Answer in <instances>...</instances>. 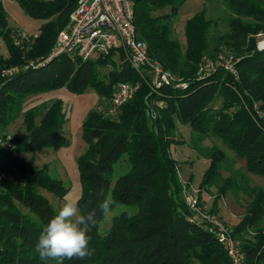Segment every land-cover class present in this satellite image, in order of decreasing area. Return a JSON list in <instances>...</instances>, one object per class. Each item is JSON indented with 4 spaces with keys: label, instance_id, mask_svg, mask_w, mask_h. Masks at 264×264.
<instances>
[{
    "label": "trees",
    "instance_id": "trees-1",
    "mask_svg": "<svg viewBox=\"0 0 264 264\" xmlns=\"http://www.w3.org/2000/svg\"><path fill=\"white\" fill-rule=\"evenodd\" d=\"M16 1L29 16L44 22L30 41L16 43L18 32L8 25L0 3V34L8 52L7 57L0 54V140L6 141L7 126L20 115L30 95L62 85L76 93L91 87L103 104L89 109L82 120L87 148L77 159L81 184L77 200L82 208L96 210L97 222L87 233L93 254L63 264H191L193 259L199 264H230L209 224L190 220L177 162L169 151L174 118L190 125L198 136L192 146L209 159L199 192L215 187L216 200L227 190L243 191L247 204L231 235L240 241L242 264H264V190L250 184L245 174L264 175V49L255 43L256 34L264 33V0H223L234 16L228 20V31L212 41L213 21L205 18L203 10L195 13L185 21L184 48L172 32L173 18L184 0H131L137 36L148 54L186 83L154 89L146 70L132 68L121 50L86 60L60 55L38 64L67 25L76 0ZM230 56L236 61V75L220 64ZM204 59L215 68L201 74ZM10 67L18 69L5 75ZM118 82L139 86L110 116L107 109ZM150 104L155 118L147 113ZM64 121L60 100L40 102L24 109L25 132L12 141L13 147L0 145V168L18 179L0 182V264L51 261L39 257L36 244L55 211L37 188L59 198L67 188L46 170L30 166L19 153L67 144L60 131ZM209 136L218 138L236 160L243 159L245 169L234 168L236 160H229L222 147L202 146ZM123 154L129 169L112 182L113 167ZM105 197L112 204L136 205L137 211L113 216L110 230L100 234L97 227L104 215L99 205Z\"/></svg>",
    "mask_w": 264,
    "mask_h": 264
},
{
    "label": "rangeland",
    "instance_id": "rangeland-1",
    "mask_svg": "<svg viewBox=\"0 0 264 264\" xmlns=\"http://www.w3.org/2000/svg\"><path fill=\"white\" fill-rule=\"evenodd\" d=\"M0 3L2 4L3 13L8 25L12 30L18 32L19 37L16 38L15 35V42L21 43L22 41H30L38 33V29L44 20L29 16L16 0H0ZM202 10L204 11L205 18L213 21V24L209 28L210 41L214 40L219 33L228 31V20L230 17L234 16V13L227 8L223 0H184L173 18L172 25L173 35L178 38L183 48L186 44L184 35L185 21ZM163 11L167 12L168 7ZM255 43L258 49H264V33L259 32L256 34ZM0 54H2L3 57L8 56L1 34ZM232 54L231 52L230 55ZM230 57L232 58V56ZM231 58L225 60L234 64L236 61ZM56 99L61 101L65 113V121L60 131L66 138L67 144L61 145L58 148L43 147L40 150L19 153L30 166L36 169L42 168L44 172L46 170L51 177L60 180L62 185L67 188V192L62 198L55 196L43 188H37L38 193L46 198L54 211L61 204L65 196L76 200L80 196L81 184L77 171V159L87 148V143L82 137V120L89 109L95 107L100 109L103 105L101 104L98 94L91 87H87L81 93H76L70 91L65 85H62L57 88L43 91L39 93L38 96L30 95L26 97L23 108H28L43 101L52 102ZM24 109L20 112V115L7 126L6 141L0 140L1 146L3 145L6 147L7 144H10L12 147V141L22 136L25 132L22 123ZM36 120L38 121V117ZM174 121L175 130L172 134L174 141L169 144V151L177 162V176L182 186L181 195L183 199L188 193H194L193 190H196L194 194H196L200 208L198 211L193 210L192 212V210H190L193 217L207 221L204 218L205 215H207L214 218L220 227L225 228L227 232L232 230L233 226L240 220L247 204L242 197L244 196V193H242L243 191L239 190L241 192L235 194L233 190H227L216 200L214 198V194L216 193L215 187H212L210 192H199V184L209 165V159L204 157L198 149L192 146L198 136L194 130L191 129L190 125L188 123H182L176 118H174ZM200 144L206 147L216 144L222 147L221 149L225 152L229 160H236L233 152L222 145L221 141L214 136L204 138ZM233 165L234 168L239 167L245 169L243 159L234 161ZM44 166H46V169ZM128 169L129 162L123 154L113 167L112 182H114L118 176L127 172ZM3 172L4 174L6 173L4 170ZM221 173L223 176L227 175L225 170H222ZM245 174H247L250 184L259 186L264 190V175L251 172H245ZM10 177H12L14 181L18 180L13 176ZM13 202H15L20 211L27 212L16 200H13ZM122 211H126L129 215H132L136 213L137 206L114 202L111 207V214L107 217L103 216L98 224L97 232L106 234L110 230L112 217L120 214ZM239 242L238 240V248H240ZM223 249L225 250V248ZM48 264H56V262L49 261ZM191 264L199 263L197 260L193 259Z\"/></svg>",
    "mask_w": 264,
    "mask_h": 264
},
{
    "label": "built area",
    "instance_id": "built-area-1",
    "mask_svg": "<svg viewBox=\"0 0 264 264\" xmlns=\"http://www.w3.org/2000/svg\"><path fill=\"white\" fill-rule=\"evenodd\" d=\"M118 50L127 54L132 68L141 72L146 70L153 89L163 84H173L176 87L186 86L184 81L176 78L171 72L164 69L158 60L148 54L144 42L137 36L131 0H76L68 15L67 25L58 32L49 54L37 59V63L42 65L60 55L86 60ZM230 58L225 59L229 60ZM226 60L221 61L220 64L225 70L236 75L233 64ZM214 68L211 61L204 59L198 72L205 74L213 71ZM17 69V67H10L4 73L11 75ZM137 88V83L118 82L111 94L107 114L116 115L119 107L133 96ZM147 113L149 116L156 113L151 104L147 106ZM6 147L12 148L13 146L7 144ZM5 174L0 168V182L14 180ZM193 191L196 192V190ZM194 193H188L184 198L192 212L193 210L198 211L200 208ZM204 218L208 222L193 217V214L190 220L208 223L217 241L225 248L230 264H242L243 254L238 248V240H235L231 235V230L227 232L210 216L205 215Z\"/></svg>",
    "mask_w": 264,
    "mask_h": 264
},
{
    "label": "clouds",
    "instance_id": "clouds-1",
    "mask_svg": "<svg viewBox=\"0 0 264 264\" xmlns=\"http://www.w3.org/2000/svg\"><path fill=\"white\" fill-rule=\"evenodd\" d=\"M156 114L152 113L155 118ZM102 214H111L112 201L105 197L99 205ZM96 210H89L79 201L65 196L54 215L43 226L36 244V252L42 260L63 264L64 260H84L93 254L89 248L87 233L96 224Z\"/></svg>",
    "mask_w": 264,
    "mask_h": 264
}]
</instances>
